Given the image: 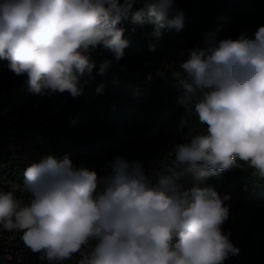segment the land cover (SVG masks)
I'll return each mask as SVG.
<instances>
[{
  "label": "clouds",
  "instance_id": "1",
  "mask_svg": "<svg viewBox=\"0 0 264 264\" xmlns=\"http://www.w3.org/2000/svg\"><path fill=\"white\" fill-rule=\"evenodd\" d=\"M125 21H147L161 38L182 30L183 13L175 0H0V59L27 77L31 94L76 98L81 77L107 76L124 58ZM98 48L114 59L97 69ZM180 55L171 65L177 102L192 105L205 127L175 145L178 167L165 174L117 155L101 175L68 155H49L24 169L27 202L0 190V226L20 231L48 264L77 256L75 264H224L238 255L222 227L231 196L204 182L238 162L264 178V25L235 39L208 33L203 47ZM188 128L185 114L177 130Z\"/></svg>",
  "mask_w": 264,
  "mask_h": 264
},
{
  "label": "trees",
  "instance_id": "2",
  "mask_svg": "<svg viewBox=\"0 0 264 264\" xmlns=\"http://www.w3.org/2000/svg\"><path fill=\"white\" fill-rule=\"evenodd\" d=\"M175 3L176 8L183 13V28L180 31L171 29L163 32V41L168 47L179 46L182 40L188 42V49L203 47L204 32L215 33L218 39H235L239 35L235 30L236 24H252L255 29L264 25V0H175ZM122 26L126 28L125 38L130 41L125 50L145 57L143 71L159 69L163 55L147 51L150 43L156 44L155 38L141 35L142 28L153 31L152 25L147 21L143 25L125 21ZM188 49L182 50L187 52ZM104 57L113 56L108 52ZM182 59L184 57L179 54L175 62ZM7 64V60L0 59V112L12 106L18 97L30 93L27 77L15 75ZM172 70H163L151 82L122 76H118V80L114 82L112 76L101 77L94 70L92 76L80 78L83 87L80 96L72 98L65 92L48 97V105L52 107L77 105L79 101L85 105L83 114L80 111H70L66 115L50 118L40 114L37 122L31 124H20L0 115V169L24 183V169L31 163L39 162L41 157L51 155L62 160L68 155L74 163L83 153L93 155L107 141L117 144L121 137L131 136L136 129L171 127L184 135L178 139L177 144L187 143L188 134L202 131L205 126L199 124L192 105L186 110L177 102L180 93ZM101 83L105 84V88L102 93H97L96 88ZM185 114L189 119V128L178 131L177 123ZM89 125L106 128L111 132H83ZM27 141H32L40 154L39 158H25L24 144ZM144 160L153 161L150 170L156 168L164 173L167 167L177 166L174 155L166 160L156 151L139 150L131 155L132 162L141 163ZM252 172L253 169L247 164L238 162L235 168L210 176L204 183L216 186L238 182L240 193L252 194L254 199L264 202V178L254 176ZM2 190L9 191L6 186H2ZM16 196L18 197L17 194Z\"/></svg>",
  "mask_w": 264,
  "mask_h": 264
},
{
  "label": "rangeland",
  "instance_id": "3",
  "mask_svg": "<svg viewBox=\"0 0 264 264\" xmlns=\"http://www.w3.org/2000/svg\"><path fill=\"white\" fill-rule=\"evenodd\" d=\"M235 30L238 34L247 32L251 35L256 29L252 24H236ZM151 33L152 31L150 30L141 29V35L144 37H153ZM208 33L210 32L202 33L203 46L205 35ZM155 40L157 48L156 51L152 52L163 55L159 69L150 72L143 71L142 67L146 64L144 55L125 50L126 54L124 58L114 64L108 76H122L149 82L155 81L162 74L163 70L172 68L171 65L179 58L182 49H188V42L186 40H182L181 44L176 47L166 46L163 41V36L161 38H155ZM106 53L108 51L98 48L91 53V58L99 66L106 59H114L113 57L105 58L104 55ZM149 74H151V80L148 79ZM84 108L85 105L79 101L77 105L66 104L61 107H52L48 105V96L40 97L28 93L22 97H18L14 104L3 109L0 115L20 124H31L37 122L40 114H43L46 118L66 115L70 111H80L83 114L85 113L83 111ZM83 132H91V134L100 132V134H104L111 131L99 126L89 125L83 129ZM78 135L81 134L78 133ZM183 136L171 127L136 129L131 136L121 137L120 142L117 144L107 141L93 155L83 153L78 160L74 161V164H83L103 175L108 170L107 162L114 159L117 155L132 162L131 155L133 152L139 150L156 151L162 156L163 160H166L169 156L174 155L173 149L177 145L178 139ZM24 154L28 160L40 157L32 141H27L24 144ZM141 164L145 170H150L153 161L144 160ZM175 167L178 166L167 167L168 169L165 174ZM2 170L1 168L0 178L4 180L7 189L14 192L15 195L17 194V198L20 200L27 202L29 194L24 189V183H21L17 178L9 176V173L2 172ZM213 187L221 195L230 194L231 196L229 201H225V204L229 206V219L222 227L225 233H231L230 240L234 246L240 249L238 255L243 258V264H264V202L254 199L252 194L240 193L238 182H232L226 185L218 184ZM238 255L231 256L225 260L224 264H233L234 258Z\"/></svg>",
  "mask_w": 264,
  "mask_h": 264
},
{
  "label": "built area",
  "instance_id": "4",
  "mask_svg": "<svg viewBox=\"0 0 264 264\" xmlns=\"http://www.w3.org/2000/svg\"><path fill=\"white\" fill-rule=\"evenodd\" d=\"M5 186L4 180L0 178V190ZM22 233L20 231H6L0 226V264H48L41 259L40 253H33L25 247L21 240ZM79 257L73 260L64 261L62 264H75ZM233 264H243V258L236 256Z\"/></svg>",
  "mask_w": 264,
  "mask_h": 264
}]
</instances>
